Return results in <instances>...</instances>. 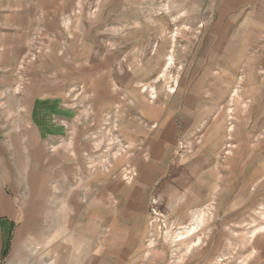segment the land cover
Listing matches in <instances>:
<instances>
[{"label":"crops","instance_id":"crops-1","mask_svg":"<svg viewBox=\"0 0 264 264\" xmlns=\"http://www.w3.org/2000/svg\"><path fill=\"white\" fill-rule=\"evenodd\" d=\"M238 2L264 36V0ZM81 4L0 0V264H137L173 177L191 96L163 101L157 77L74 33ZM108 120L121 153L105 167Z\"/></svg>","mask_w":264,"mask_h":264},{"label":"rangeland","instance_id":"rangeland-1","mask_svg":"<svg viewBox=\"0 0 264 264\" xmlns=\"http://www.w3.org/2000/svg\"><path fill=\"white\" fill-rule=\"evenodd\" d=\"M234 1L82 0L77 12L73 32L157 77V97L192 98L137 264H264V36L242 23L250 0ZM101 129L106 167L121 150L113 121Z\"/></svg>","mask_w":264,"mask_h":264},{"label":"bare ground","instance_id":"bare-ground-1","mask_svg":"<svg viewBox=\"0 0 264 264\" xmlns=\"http://www.w3.org/2000/svg\"><path fill=\"white\" fill-rule=\"evenodd\" d=\"M169 58L171 59V57H169ZM170 65H171V61H170V62H167V61H166L165 70H167V68H168ZM165 70H164V71H165ZM187 233L189 234L188 236H190V235H192L194 232L190 229ZM182 240H184V237H181L180 235H178V239H177V241H182Z\"/></svg>","mask_w":264,"mask_h":264},{"label":"built area","instance_id":"built-area-1","mask_svg":"<svg viewBox=\"0 0 264 264\" xmlns=\"http://www.w3.org/2000/svg\"><path fill=\"white\" fill-rule=\"evenodd\" d=\"M35 53L37 54V52H35ZM34 59H35V55H34L33 57H30L28 61H30V60H34ZM132 176H133V174H132L131 172H128V171H127V173H126V177H125L126 181H130L131 178H132Z\"/></svg>","mask_w":264,"mask_h":264}]
</instances>
